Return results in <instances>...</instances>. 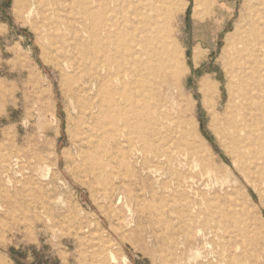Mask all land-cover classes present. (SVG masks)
I'll list each match as a JSON object with an SVG mask.
<instances>
[{
    "label": "rangeland",
    "instance_id": "374dc122",
    "mask_svg": "<svg viewBox=\"0 0 264 264\" xmlns=\"http://www.w3.org/2000/svg\"><path fill=\"white\" fill-rule=\"evenodd\" d=\"M213 1L0 0V264H264V209L202 101L254 0H232L207 52L188 32ZM85 95L108 182L81 138Z\"/></svg>",
    "mask_w": 264,
    "mask_h": 264
},
{
    "label": "bare ground",
    "instance_id": "6f19581e",
    "mask_svg": "<svg viewBox=\"0 0 264 264\" xmlns=\"http://www.w3.org/2000/svg\"><path fill=\"white\" fill-rule=\"evenodd\" d=\"M193 2L196 6L199 4V0H193ZM49 8L51 9L50 6ZM250 8L248 14L243 16L240 26H236L233 33L225 39V45L219 57L222 79L211 78L207 81L206 93L202 101L207 105L208 111L216 122L218 137L223 142L231 160V166L244 178L255 194H258L256 206L264 209V0H254ZM82 32L90 37L86 29ZM174 51L181 53L177 48ZM172 53L166 50L167 59L162 63L164 69L171 71L175 63ZM135 55L136 51L133 50L131 56ZM200 56L202 58L205 56L202 49ZM198 58L197 54L192 55L193 66L199 63ZM137 61L133 58L134 65L138 64ZM85 90V87L79 83L75 88L76 94ZM113 90L110 87V97H113ZM90 99L85 95L79 100V113L85 119L81 138L91 154V170L95 172L99 181L108 182L111 172L100 150L101 144L96 133V116L92 113L93 103ZM162 140L165 144L168 143V140ZM170 153V151L165 152L167 161L171 159ZM84 156L87 157V154ZM252 206L254 208V204ZM221 211L224 212V209ZM247 213L242 211L245 219ZM225 215L228 218H234L237 214L227 209ZM198 219L200 215L196 213L189 218L193 223H197ZM195 250L198 253L197 247Z\"/></svg>",
    "mask_w": 264,
    "mask_h": 264
},
{
    "label": "crops",
    "instance_id": "0c3cea01",
    "mask_svg": "<svg viewBox=\"0 0 264 264\" xmlns=\"http://www.w3.org/2000/svg\"><path fill=\"white\" fill-rule=\"evenodd\" d=\"M234 5L232 0H216L214 5L201 14L202 17H195L197 21L193 23L190 32H188L195 45L203 47L207 52L216 50L219 38L234 15ZM189 15L192 19L194 18L193 7Z\"/></svg>",
    "mask_w": 264,
    "mask_h": 264
}]
</instances>
